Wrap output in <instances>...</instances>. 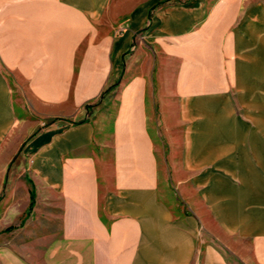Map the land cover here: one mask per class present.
Instances as JSON below:
<instances>
[{"label": "crops", "instance_id": "0c3cea01", "mask_svg": "<svg viewBox=\"0 0 264 264\" xmlns=\"http://www.w3.org/2000/svg\"><path fill=\"white\" fill-rule=\"evenodd\" d=\"M19 156L0 264H193L201 224L264 264V0H0V191Z\"/></svg>", "mask_w": 264, "mask_h": 264}, {"label": "rangeland", "instance_id": "374dc122", "mask_svg": "<svg viewBox=\"0 0 264 264\" xmlns=\"http://www.w3.org/2000/svg\"><path fill=\"white\" fill-rule=\"evenodd\" d=\"M125 29H126L125 27H121L119 30H117L118 34H122L125 31ZM144 33H145V31H143L137 35V38L134 40V42L130 48V52H132V53L135 52L138 49V46L141 43H143ZM10 79H11V83H12V87H13L14 91H19V89H21L20 86L25 87V83H24V81L21 80V78H18L17 76L15 77V75L14 76L10 75ZM22 89H23V87H22ZM94 107L95 106H92L91 108H89L91 113H93V111L96 110V109H94V110L92 109ZM86 119H88V118H86ZM80 120H82V118L77 119L76 122H79ZM46 126H47V124L44 123L41 126V128H45ZM165 155L168 158L171 157L170 156L171 154L168 152ZM29 167H30V161L27 159L23 161V159L20 156L17 159H15L9 165L5 179H4L3 188L0 191V201L5 199L8 189H10L14 193L12 196L13 198H12L10 203L16 205V203L22 202V198L25 195L27 188L30 187V183H29V179H28ZM167 175H168L169 187L171 188V190L173 192H175L177 194V197L180 198L179 189H178L177 185L174 184V169L169 167V169H167ZM33 189H35L34 186H33ZM35 205H36V203H35ZM29 208H30V205H29ZM34 208H35V206H34ZM34 208H33V210H34ZM185 209H187L186 206H185ZM33 210H32V212H33ZM30 215H28V216H30ZM198 232H199V235H198L199 250L197 251V255H196L195 260L193 261V264H202V254H203L204 248L208 244L215 248V251L218 255H223V256L225 255L227 257L229 256V252L225 249V247L221 241V238L219 236L220 235L219 233L215 232V234H213L212 232H210L215 236V237H213L207 231L206 227L203 224L199 225Z\"/></svg>", "mask_w": 264, "mask_h": 264}, {"label": "trees", "instance_id": "16d2710c", "mask_svg": "<svg viewBox=\"0 0 264 264\" xmlns=\"http://www.w3.org/2000/svg\"><path fill=\"white\" fill-rule=\"evenodd\" d=\"M87 108H91V106H87ZM30 194H31V202H30V208H29L28 215H30L32 213V210H33L35 203H36V191H35V189H32Z\"/></svg>", "mask_w": 264, "mask_h": 264}]
</instances>
